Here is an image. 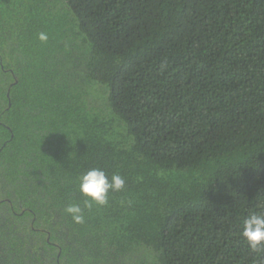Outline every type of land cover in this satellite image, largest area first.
Returning a JSON list of instances; mask_svg holds the SVG:
<instances>
[{
	"label": "trees",
	"instance_id": "trees-1",
	"mask_svg": "<svg viewBox=\"0 0 264 264\" xmlns=\"http://www.w3.org/2000/svg\"><path fill=\"white\" fill-rule=\"evenodd\" d=\"M90 168L125 187L77 224ZM251 213L264 0H0V264H264Z\"/></svg>",
	"mask_w": 264,
	"mask_h": 264
},
{
	"label": "clouds",
	"instance_id": "clouds-1",
	"mask_svg": "<svg viewBox=\"0 0 264 264\" xmlns=\"http://www.w3.org/2000/svg\"><path fill=\"white\" fill-rule=\"evenodd\" d=\"M38 40L46 42L48 35L38 34ZM78 190L84 197L83 207L79 203H67L64 213L77 223L85 220L84 210L90 209L93 204L106 205L109 192H118L125 187V178L118 173L109 175L101 168L84 170L78 177ZM242 236L253 251L264 250V213H251L243 221Z\"/></svg>",
	"mask_w": 264,
	"mask_h": 264
}]
</instances>
